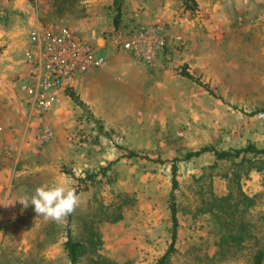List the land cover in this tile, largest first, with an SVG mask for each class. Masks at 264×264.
<instances>
[{
  "label": "rangeland",
  "instance_id": "obj_1",
  "mask_svg": "<svg viewBox=\"0 0 264 264\" xmlns=\"http://www.w3.org/2000/svg\"><path fill=\"white\" fill-rule=\"evenodd\" d=\"M119 1L0 0V264H69L67 218L57 224L20 203L69 182L81 196L69 219L83 245L76 264H157L171 242V194L166 264H251L264 247V159L184 156L264 149V0ZM142 26L164 41L146 62L121 48ZM56 27L107 62L36 109L29 35ZM229 192L236 210L208 211L211 195Z\"/></svg>",
  "mask_w": 264,
  "mask_h": 264
},
{
  "label": "built area",
  "instance_id": "obj_2",
  "mask_svg": "<svg viewBox=\"0 0 264 264\" xmlns=\"http://www.w3.org/2000/svg\"><path fill=\"white\" fill-rule=\"evenodd\" d=\"M164 46L151 27H139L121 43V48L143 62ZM26 59L34 65L33 85L27 89L30 103L46 110L55 103L57 91L77 75L103 68L106 57L90 42L68 27L37 29L30 32Z\"/></svg>",
  "mask_w": 264,
  "mask_h": 264
},
{
  "label": "trees",
  "instance_id": "obj_3",
  "mask_svg": "<svg viewBox=\"0 0 264 264\" xmlns=\"http://www.w3.org/2000/svg\"><path fill=\"white\" fill-rule=\"evenodd\" d=\"M180 1L182 2V4L184 5L185 8H189L190 5H188V4L193 2L192 0H180ZM113 3L115 5V8L119 9L120 1L119 0H113ZM116 18H115L114 24H117ZM184 75L189 78V75H187L186 73H184ZM203 152H212L214 159L216 161L229 160L231 158H238L241 154H247V153H252L254 155H261L262 158L264 159V149H258L255 146H253L252 144H247L245 147L240 148V149H234V150H232V153H230L228 151L218 152V151H215L211 148H203V149L198 150L196 152H189V153L185 154L184 159H190L192 157H197L198 155H200ZM129 155L131 156L132 154H129ZM172 164L173 165L171 167V169H172L171 170V174H172L171 181H172V189H175L177 187V181L175 179L176 166H175V163H172ZM238 194H241V193L238 192ZM242 196L243 197H240L242 200L251 202L249 197H246L245 195H242ZM232 197L233 196H232L231 192H229L227 195H224V196L211 195V199H210L211 208H209L208 211L215 214V216H218L219 214H222V213L226 214L227 211H229V210L231 212H233L234 210H236L237 204L232 205V203L230 202V199ZM169 210H170V219H171V223H172L171 242H170L168 248L166 249V251L163 253V255L158 260L157 264H166L168 259L175 252L174 241L176 238L177 221H176V217H175L176 216V207L174 204V196L172 194L170 197ZM69 219H70V215L67 216V224L65 226V240L63 242V249L65 250V254H66V258L68 260V263L69 264H76L78 257L80 255L82 249H83V245L73 238L72 233H71L70 224H69ZM217 219H219V218L217 217ZM233 239L236 240L235 237H233ZM263 259H264V247L262 249H257L254 252L251 264H261Z\"/></svg>",
  "mask_w": 264,
  "mask_h": 264
},
{
  "label": "clouds",
  "instance_id": "obj_4",
  "mask_svg": "<svg viewBox=\"0 0 264 264\" xmlns=\"http://www.w3.org/2000/svg\"><path fill=\"white\" fill-rule=\"evenodd\" d=\"M24 207L34 206L38 217H44L57 224L66 222L81 203V196L69 183H52L37 187L31 197L22 198Z\"/></svg>",
  "mask_w": 264,
  "mask_h": 264
}]
</instances>
